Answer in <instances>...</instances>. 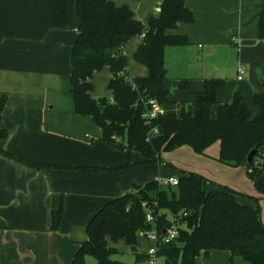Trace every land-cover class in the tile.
Here are the masks:
<instances>
[{
	"label": "crops",
	"instance_id": "1",
	"mask_svg": "<svg viewBox=\"0 0 264 264\" xmlns=\"http://www.w3.org/2000/svg\"><path fill=\"white\" fill-rule=\"evenodd\" d=\"M159 1L113 0L118 7L129 6L144 24L157 13ZM183 1L195 22L168 31L189 43L165 50L164 87L172 104L162 106L163 115H179L183 108L194 114L196 94L204 90L205 81L219 79L226 83L218 90L219 105L212 108L211 118H217L220 105L231 102L235 93L255 118L259 110L254 98L264 94V41L259 39L264 1ZM76 7L77 0H0L1 127L7 133L2 148L12 156L0 154V264H72L88 239V223L107 203L151 181L189 173L207 178L208 191L228 188L239 203L259 208L264 223V194L252 180L243 189L225 177L230 170L246 168L220 162L219 142L202 155L183 146L163 153L159 162L144 163L139 152L103 141L93 119L75 112L71 49L79 34ZM143 40L136 37L127 46V73L133 78L149 73L134 59ZM111 79L109 68L90 79L98 101L112 102ZM181 80L192 84L181 90ZM191 160L197 165L189 164ZM61 207V222L54 230L53 213ZM141 245L148 246V253H139L142 260L153 264L149 251L155 243L148 237L139 239L136 251L124 241L109 242L117 251L132 249L134 254ZM221 252L202 253L196 264H217L220 259L231 264V253ZM238 259L235 264L246 262ZM86 263H93L90 257Z\"/></svg>",
	"mask_w": 264,
	"mask_h": 264
},
{
	"label": "trees",
	"instance_id": "2",
	"mask_svg": "<svg viewBox=\"0 0 264 264\" xmlns=\"http://www.w3.org/2000/svg\"><path fill=\"white\" fill-rule=\"evenodd\" d=\"M264 1V0H263ZM76 13L79 34L71 49V94L75 112L89 116L102 129L103 141L113 147L139 152L144 163L161 161V155L183 146L197 154L220 143L219 161L233 167H245L256 189L264 194V94L254 98L258 115L253 118L243 97L235 93L229 103L221 104L217 118H211L212 108L219 105L218 90L224 80L205 81L202 92L196 94L195 113L184 108L179 115H161L147 125L143 115L151 101L161 106L171 105L164 87L167 79L165 50L189 43L185 36L168 34L179 23L192 24L195 16L183 0H161L160 10L146 24L135 18L129 6L118 7L113 0H77ZM143 37V44L134 54L137 63L147 67L146 77H131L127 73V46ZM259 39L264 41V10L259 15ZM109 68L112 79L108 89L112 102L102 106L93 97L90 82L96 72ZM191 80H181L186 90ZM5 98H0V154L12 158L2 148L7 137L1 127ZM151 127L158 134L150 136ZM256 150L253 162L248 156ZM29 166L34 164L25 162ZM41 167V166H39ZM42 168V167H41ZM208 180L198 173L179 178L177 186L151 181L133 192L107 203L88 223V239L76 252L72 264H86L92 257L97 264H124L116 261L117 249L109 242L124 241L136 247L145 232L176 225L179 236L170 243H160L158 257L164 264H196L197 258L211 251H227L232 261L241 258L249 264H264V223L260 209L238 202L236 193L228 188L208 191ZM155 223H148V214ZM185 214H187L185 216ZM63 207L53 213V229L59 227ZM139 260L143 255L136 253Z\"/></svg>",
	"mask_w": 264,
	"mask_h": 264
},
{
	"label": "built area",
	"instance_id": "3",
	"mask_svg": "<svg viewBox=\"0 0 264 264\" xmlns=\"http://www.w3.org/2000/svg\"><path fill=\"white\" fill-rule=\"evenodd\" d=\"M160 6H161V1H159L157 4V12L160 10ZM239 79H241V77ZM150 104L151 107L143 115V117L146 121V124L151 126L153 121L158 119L159 116L163 115L164 110L163 107L160 104H158L156 101H151ZM156 134H158V129L151 127L150 136H154ZM262 164H264V160L258 157L256 161V165L260 166ZM252 172H253L252 168L248 170V173H252ZM158 182H161L165 185L177 186L179 184V179L170 177L168 179L158 180ZM186 215L187 214H185V216ZM146 220L148 223H155L156 219L152 214L149 213L147 215ZM144 236L148 237L155 243V246L149 251L150 260L153 264H155L158 256L159 244L170 243L171 241L175 240L179 236V231L176 225H172V227L166 228L164 230V234H160L157 229H152L150 231L145 232Z\"/></svg>",
	"mask_w": 264,
	"mask_h": 264
},
{
	"label": "rangeland",
	"instance_id": "4",
	"mask_svg": "<svg viewBox=\"0 0 264 264\" xmlns=\"http://www.w3.org/2000/svg\"><path fill=\"white\" fill-rule=\"evenodd\" d=\"M137 2L140 3V0H137ZM184 160H185V158H184ZM185 162H186V160H185ZM189 164L197 165L194 160L193 161L191 160L189 162ZM236 170L237 171H235V170L231 171L230 170L229 172L225 173V177L231 179L234 182H236V185L239 186L240 188L247 189L249 181H251L250 177L248 176L247 170L243 169V168H238ZM245 176L247 177V179H246ZM257 192H259V191L257 190ZM147 245H148V243H147ZM147 245L146 246L145 245H141L140 247H138V251H137L138 254L139 253H148V246ZM221 253H222V255H220V256L224 257V255H223L224 252H221ZM114 259L116 261L122 262L124 264H151L148 260H138L137 257H136V254L133 253L132 249H129V250H121L120 249L118 251V253L114 256ZM90 260H92V262H93L91 264H96V260L95 259L90 257ZM86 261H87V259H86ZM238 261L239 262H245L242 259H238ZM156 264H164V259L163 258L157 259L156 260ZM217 264H226V263L223 262V259H220V261L217 262ZM246 264H249V263H246Z\"/></svg>",
	"mask_w": 264,
	"mask_h": 264
},
{
	"label": "water",
	"instance_id": "5",
	"mask_svg": "<svg viewBox=\"0 0 264 264\" xmlns=\"http://www.w3.org/2000/svg\"><path fill=\"white\" fill-rule=\"evenodd\" d=\"M99 103H100L102 106H106L107 103H108V101H107L106 98H104V99L99 100ZM256 154H257V151H256V150H253V151L249 154V156H248V160H247L249 164H251V163L253 162V159H254V157H255ZM133 250L136 251V248L133 247Z\"/></svg>",
	"mask_w": 264,
	"mask_h": 264
}]
</instances>
